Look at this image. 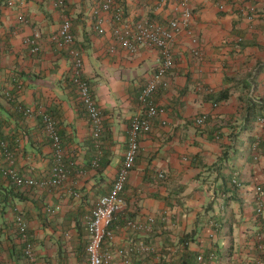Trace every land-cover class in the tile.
<instances>
[{"label": "crops", "instance_id": "crops-1", "mask_svg": "<svg viewBox=\"0 0 264 264\" xmlns=\"http://www.w3.org/2000/svg\"><path fill=\"white\" fill-rule=\"evenodd\" d=\"M54 1L0 0V138L14 153L20 172L47 177L53 161L44 122L49 115L56 120L71 165L69 179L51 189L15 184L20 187L16 190L0 170L1 264L28 262L14 234L19 215L28 224L35 264L87 262V217L113 186L139 93L158 66L156 50L142 48L131 54L114 44L111 14L106 33L95 30L93 0H65L63 6ZM159 1L124 4L133 16L167 22L173 6H160ZM191 4L190 26L203 54L193 56L194 44L183 30L174 44L170 87L155 94L165 113L140 137L125 202L111 225L113 236L104 244L117 250L141 241L151 250L118 255L113 264H184L191 259L188 250L202 256L203 264H252L253 253L245 242L247 231L257 228L253 186L255 178L264 181V0ZM66 16L83 55V73L103 111L99 139L70 80V50L51 39ZM35 33L41 34L38 53L24 43ZM224 90H229L228 97L216 101ZM30 106L33 113H25ZM202 114L210 120L198 125L195 120ZM252 133L261 143L259 158L249 160ZM234 134H239L236 146ZM5 154L0 146V165L6 163ZM231 176L241 182L238 195L243 201L232 197L226 205L223 182ZM129 220L151 228L134 230Z\"/></svg>", "mask_w": 264, "mask_h": 264}, {"label": "built area", "instance_id": "built-area-1", "mask_svg": "<svg viewBox=\"0 0 264 264\" xmlns=\"http://www.w3.org/2000/svg\"><path fill=\"white\" fill-rule=\"evenodd\" d=\"M93 24L99 34L106 33L107 14H111L113 25L114 44L123 48L131 54H136L142 48H151L159 54L158 66L147 83L141 89L138 96V110L132 117L129 126L128 146L124 153L122 165L113 182L111 190L100 196L92 213L87 217L86 230L88 243L86 246L87 263L71 262L68 264H113L114 259L120 256H131L137 253H144L151 250V247L144 242H132L126 247L111 250L106 249L104 244L113 236L111 225L124 204V192L131 171L133 170L140 146V137L152 130L154 119L165 113L162 106L155 102V94L162 88L170 87L169 73L176 66L174 44L183 30L191 39L194 46L191 49L193 56L200 57L203 48L199 39L192 29L193 7L191 0H160V6L172 4L173 17L163 22L150 15L133 16L127 13L125 0H93ZM145 2L147 0H138ZM15 0H9V4H14ZM65 0H55L56 6H63ZM22 19V17H20ZM41 34L35 33L33 36L24 38V43L30 46L31 51L38 53L41 50ZM53 42L60 48H69L72 56V69L70 80L75 86L77 99L83 106L92 129V134L99 139L104 131L103 111L96 97L92 92L90 82L83 76V55L74 45L75 35L72 30V20L68 16L64 17L57 33L53 34ZM114 50V46L112 48ZM25 113H33V107L23 109ZM207 119V114H202L196 118V123L202 125ZM44 122L53 149V161L50 175L47 177H37L33 174L20 172L15 163V155L9 148L7 142L0 138V146L5 149L6 163L0 165L2 173L17 186H29L40 189L61 187L71 175V165L67 158V152L63 145L60 134L57 130L56 120L49 115H45ZM165 122V120H164ZM260 192V205L264 200V192L258 186ZM54 215L55 209L47 208ZM264 210V209H263ZM262 211V209H261ZM17 229L22 233V241L26 246L24 254L27 257V264H35L34 246L28 234V224L19 215L16 219ZM127 225L134 230L146 231L151 228L150 224H142L135 220H129ZM259 237L258 249L263 250L264 244ZM199 261L203 257L199 256ZM203 263V262H202ZM135 264V263H130ZM256 264H264L258 261Z\"/></svg>", "mask_w": 264, "mask_h": 264}, {"label": "trees", "instance_id": "trees-1", "mask_svg": "<svg viewBox=\"0 0 264 264\" xmlns=\"http://www.w3.org/2000/svg\"><path fill=\"white\" fill-rule=\"evenodd\" d=\"M74 46L76 47V45H74ZM83 76L90 82L89 78H87L84 74H83ZM90 86H91V82H90ZM91 88H92V86H91ZM92 92H93V90H92ZM93 94H94V92H93ZM228 94H229V90H224L222 93H220V95L218 96V99H216V101L226 99L228 97ZM212 96H214V95H212ZM209 120L210 119L208 118V115H207V119L205 120V123L208 122ZM238 137H239V134H234L233 135V138L235 139V146H236V144L238 142V139H237ZM260 139L261 138L259 137V135L257 136V134H254V133H252L249 136V142H250V148H251V149H249L250 150L249 153H247V157L249 158V160H254V159H258L259 158V151H260L259 148H260V143H261ZM224 153H225L224 157L227 158L229 150L225 151ZM231 165H233V163H231ZM13 185H14V189L20 190L19 189L20 187L17 188L15 183ZM223 185H224L223 192H224V194L227 197L225 199V204L226 205L227 204L229 205V202L231 201L232 197L234 199H236L238 197L239 200L241 199V201H243V199L241 197H239V195H238V192L240 191V186H241V182L239 180H237L233 176H231V177L226 178L224 180ZM258 186H261L262 191L264 192V181H262L260 178H255V184L253 186V192H254V198H255L256 206L254 208V211L252 212V215L254 217V222H255L257 228L255 230H251V231L248 230L247 231L248 232V236H247V240L245 242L247 250L249 252L253 253L252 254L253 257H251V263L252 264H256L258 261L264 263V248H263V250H259L258 249L259 237H262L260 242L262 241L263 244H264V210H263L264 209V200H263L262 205L259 206V204H260V199H259L260 192L259 191L257 192ZM18 192L19 191H17V194H18ZM261 209H262V211H261ZM28 232L30 233L29 228H28ZM14 234L22 242V246L24 248L26 246V244H25V241H22V238H23L22 237V233L17 229V224H16V228L14 230ZM31 241H32V239H31ZM86 241H87L86 242V246H87L88 236H87V240ZM187 241H188V238L184 239L185 243ZM250 245H252V246L249 249ZM186 246H185V251L187 250ZM21 252H22L24 258L27 259V257L24 254V249ZM187 255H189V258L191 257V259H190V262H187L188 260H185L184 264H203L202 262L198 261V259H197L198 258V254H196L194 252H190L188 250L187 251ZM187 255L185 254L183 256V258L189 259ZM255 255H256V257H254Z\"/></svg>", "mask_w": 264, "mask_h": 264}, {"label": "rangeland", "instance_id": "rangeland-1", "mask_svg": "<svg viewBox=\"0 0 264 264\" xmlns=\"http://www.w3.org/2000/svg\"><path fill=\"white\" fill-rule=\"evenodd\" d=\"M252 245L249 246V249L251 248Z\"/></svg>", "mask_w": 264, "mask_h": 264}, {"label": "clouds", "instance_id": "clouds-1", "mask_svg": "<svg viewBox=\"0 0 264 264\" xmlns=\"http://www.w3.org/2000/svg\"><path fill=\"white\" fill-rule=\"evenodd\" d=\"M52 215V214H51Z\"/></svg>", "mask_w": 264, "mask_h": 264}]
</instances>
